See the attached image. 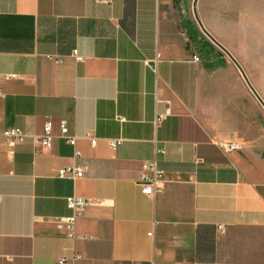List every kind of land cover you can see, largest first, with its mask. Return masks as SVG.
<instances>
[{"label": "crops", "instance_id": "crops-1", "mask_svg": "<svg viewBox=\"0 0 264 264\" xmlns=\"http://www.w3.org/2000/svg\"><path fill=\"white\" fill-rule=\"evenodd\" d=\"M222 2L0 0V264H264V111L192 11L227 49ZM45 119L75 144L34 143ZM7 127L27 138L7 146ZM71 166L83 174H58ZM72 195L88 201L75 239Z\"/></svg>", "mask_w": 264, "mask_h": 264}, {"label": "built area", "instance_id": "built-area-1", "mask_svg": "<svg viewBox=\"0 0 264 264\" xmlns=\"http://www.w3.org/2000/svg\"><path fill=\"white\" fill-rule=\"evenodd\" d=\"M72 56L75 61H82V57L76 52V50L72 51ZM199 59L198 55L193 54L192 60L197 61ZM7 77H15L14 74H9ZM3 95V92L0 89V96ZM170 114L169 106H166L162 111H156L154 122L158 123L165 116ZM116 118L121 120L122 117L116 115ZM4 142L7 146H12L15 143H20L27 138V134L19 127H7L2 131ZM85 137L89 140L91 145L95 144L96 137L90 134H86ZM54 138L62 139L64 142L74 145L76 137L71 135L68 132V128L66 122L64 120H60L58 122V133L53 135L52 133V123L49 119H45L42 123L41 132L32 137V141L39 146L48 147ZM121 141V138H111L108 139V143L111 147H114ZM223 151H230L237 148V144L235 142H222L220 143ZM162 149L156 148V152H161ZM76 155V153H75ZM143 167L146 169V173L139 180V189L140 192L146 196H154L162 191L163 188V170L156 167L155 162L153 160L146 162ZM58 174L60 176H71L77 177L83 174L81 168L77 167H64L58 170ZM66 207L70 210L68 215L60 217V222L63 228L67 231V234L70 238L75 239L76 236L73 233V226L80 214L81 208L87 204V200L77 197L75 195L68 196L65 199ZM79 254L75 253L71 258H78ZM65 258H59L57 260L58 263H63Z\"/></svg>", "mask_w": 264, "mask_h": 264}, {"label": "rangeland", "instance_id": "rangeland-1", "mask_svg": "<svg viewBox=\"0 0 264 264\" xmlns=\"http://www.w3.org/2000/svg\"><path fill=\"white\" fill-rule=\"evenodd\" d=\"M222 1L219 7L221 20L223 15V21L231 25L220 30L228 40L227 50L264 102V0ZM221 53L229 59L223 51ZM255 100L264 111L259 101Z\"/></svg>", "mask_w": 264, "mask_h": 264}, {"label": "water", "instance_id": "water-1", "mask_svg": "<svg viewBox=\"0 0 264 264\" xmlns=\"http://www.w3.org/2000/svg\"><path fill=\"white\" fill-rule=\"evenodd\" d=\"M193 11V17L195 19V21L197 22V24L199 25L201 31L203 32V34L209 39L210 42H212L218 49H220L221 51H223L228 57L229 59L232 61V63L238 68V70L241 73V76L243 78V80L245 81L246 85L248 86V88L250 89V91L252 92V94L255 96V98L259 101V103L261 104V106L264 109V102L260 99V97L257 95V93L255 92V90L253 89V87L251 86L250 82L248 81L245 73L243 72L241 66L237 63V61L231 56V54L227 51V49H225V47H223L218 41H216L201 25L200 21L198 20L196 14H195V10L192 9Z\"/></svg>", "mask_w": 264, "mask_h": 264}, {"label": "trees", "instance_id": "trees-1", "mask_svg": "<svg viewBox=\"0 0 264 264\" xmlns=\"http://www.w3.org/2000/svg\"><path fill=\"white\" fill-rule=\"evenodd\" d=\"M207 43H208V42L205 41V48H206V51H207V55H208V57L211 58V57L214 56V51L210 49V47L208 46L209 43H208V44H207ZM220 63H222V62L220 61Z\"/></svg>", "mask_w": 264, "mask_h": 264}]
</instances>
